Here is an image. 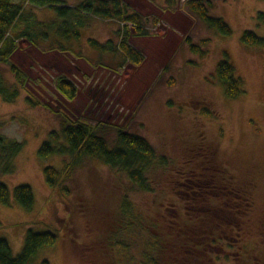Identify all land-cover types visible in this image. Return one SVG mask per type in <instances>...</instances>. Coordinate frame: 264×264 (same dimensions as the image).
<instances>
[{"label":"rangeland","instance_id":"obj_1","mask_svg":"<svg viewBox=\"0 0 264 264\" xmlns=\"http://www.w3.org/2000/svg\"><path fill=\"white\" fill-rule=\"evenodd\" d=\"M123 1L147 16L152 27L148 36L130 37L145 55L141 65L128 62L117 67L112 63L117 68H111L94 63L99 57L87 39L114 37L120 25L114 21L99 19L84 29L83 49L91 61L72 52L42 50L25 39L19 41L12 61L28 79L13 102L0 96V132L25 146L14 160L15 171L0 174V181L12 193L18 184L31 185L35 206L27 211L0 203V238H6L17 254L29 228L58 233L57 242L40 250L34 264L44 260L49 264L142 262L138 252L133 255L140 238L135 237L133 247L125 221L120 233L111 231L106 218L115 215L125 196L146 217L156 214L154 211L172 194L169 178L158 167L152 168L153 192H143L127 174L99 160L84 158L64 181L70 189L68 195L50 188L45 179L46 165L63 169L66 162L59 156L42 160L39 148L50 132L61 128L64 115L92 126L105 125L110 140L116 135L114 127L142 135L159 155L170 160L167 170L198 158L201 146L212 148L214 164L235 174V184L250 191L246 194L253 205L242 224L233 226L229 239L227 233L225 238L222 235L226 250H218L220 254L211 259L201 249L189 251L183 247L186 264H238L244 240L249 250L256 243L252 252L258 251V259L264 261V243L255 242L264 239V46L249 45L242 39L246 30L264 37V21L258 17L259 12H264V0H208L211 14L222 17L231 27L230 35L220 34L190 13L188 0H176L173 6L168 5V0ZM38 12L43 19L52 16L48 10ZM156 16L160 22L154 26ZM227 57L244 78V94L236 99L224 94L216 75L218 62ZM6 73L14 79L9 71ZM61 76L77 86L74 99L66 98L57 88L56 81ZM28 95L40 104L30 105ZM235 228H241V234L236 235ZM231 240L232 246L228 244ZM93 244L100 247L93 250L97 256L95 262H90L92 256L87 252L90 246L94 248ZM124 244L128 247L122 250ZM243 263L250 264L246 258Z\"/></svg>","mask_w":264,"mask_h":264},{"label":"trees","instance_id":"obj_2","mask_svg":"<svg viewBox=\"0 0 264 264\" xmlns=\"http://www.w3.org/2000/svg\"><path fill=\"white\" fill-rule=\"evenodd\" d=\"M167 2L169 6L176 4V0ZM187 6L189 12L208 27L222 35L231 34L228 23L222 17L211 14L208 0H188ZM41 9L48 10L52 16L41 18L38 12ZM258 17L264 21V12H259ZM99 19L120 25L114 31V37L106 40L87 39L88 46L99 57L94 63L108 64L111 68L112 63H117V67H124L128 62L141 65L145 55L131 43L130 37L150 35L151 26L147 16L123 0H0V96L7 102H13L25 89L28 76L12 61L20 40L25 39L42 50L72 52L90 60L83 49V31ZM159 22L160 18L156 16L152 24L156 26ZM242 39L249 45L264 46V37L253 30H246ZM7 71L14 79L9 77ZM216 75L228 98L236 99L244 94V78L228 57L218 62ZM56 85L66 98L72 100L76 97L77 86L67 77H58ZM27 101L32 106L40 104L30 95ZM104 127L74 121L63 115L61 128L50 132L39 148L42 160L59 156L66 162L63 169L54 164L46 165L44 173L48 186L68 195L70 189L65 179L82 159L88 158L127 174L139 191L153 192L151 183L155 179H152L150 172L158 167L170 179L172 194L163 198L168 202H162L159 210L154 211L156 214L149 213L146 217L143 211L136 209L133 200L128 196L122 197L115 215L106 218L111 231L123 232L121 226L125 221L131 231L133 247L135 237L140 238L133 254L139 253L138 258L142 259L139 264H186L188 259L183 252L194 247L201 249V253L211 259L220 254L218 250H226L227 245L221 239L226 233L229 239L233 226L242 224L253 204L246 194L250 191L240 189L235 184V174L226 167L214 164L212 148L201 146L198 158L192 157L183 164H176L173 172L167 170L170 160L165 155H159L142 135L123 127H114L116 135L110 140ZM24 146V142L0 132V174L15 171L14 160ZM0 203L32 211L35 206L34 191L31 185L22 183L16 185L12 193L9 186L0 181ZM239 230L241 228H235L234 233L241 234ZM58 235L51 230L29 228L23 248L17 254L6 238H0V264H34L40 250L54 245ZM261 239L255 240L257 245L264 243V239ZM232 243L231 240L228 244L232 246ZM93 246L87 252L92 256L90 262H95L97 254L93 250L100 247L98 244ZM122 246V250L128 247L125 244ZM253 246L249 250L245 240L242 242L238 264H242L245 258L250 264H254V261L255 264L264 263L258 259V251L252 252L256 243ZM114 253L117 254L116 251ZM42 264H49V261L44 260Z\"/></svg>","mask_w":264,"mask_h":264}]
</instances>
